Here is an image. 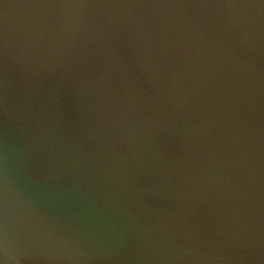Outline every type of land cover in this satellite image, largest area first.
I'll use <instances>...</instances> for the list:
<instances>
[{"label":"water","instance_id":"95a60500","mask_svg":"<svg viewBox=\"0 0 264 264\" xmlns=\"http://www.w3.org/2000/svg\"><path fill=\"white\" fill-rule=\"evenodd\" d=\"M221 2L0 0V259L6 250L9 264H264V104L253 117L260 162L241 176L224 117L184 103L174 66L153 81L134 23L126 34L93 15L70 43L69 10L42 9ZM18 9L34 12L23 34ZM238 182L251 184L255 213Z\"/></svg>","mask_w":264,"mask_h":264},{"label":"clouds","instance_id":"9594fccd","mask_svg":"<svg viewBox=\"0 0 264 264\" xmlns=\"http://www.w3.org/2000/svg\"><path fill=\"white\" fill-rule=\"evenodd\" d=\"M42 9L54 10L50 14L57 18L64 15L62 10H69L70 43L80 38L93 15L106 17L113 31L126 34L134 23L140 59L152 66L153 81H158L159 73L169 65L174 66L172 81L182 92L184 103L210 108V120L217 113L224 117L222 136L232 154L231 163L241 176L246 171L253 174L260 162L253 117L264 104V0H223L199 7L71 3ZM33 15L31 10L16 11L13 18L18 34L30 30ZM201 17L211 20L212 32L199 22ZM8 31L6 17L5 46ZM157 92L159 97L166 95L165 90L157 88ZM236 187L248 212L255 213L251 184L246 188L238 182ZM254 226L250 220L247 227ZM9 261L5 250L0 264Z\"/></svg>","mask_w":264,"mask_h":264}]
</instances>
